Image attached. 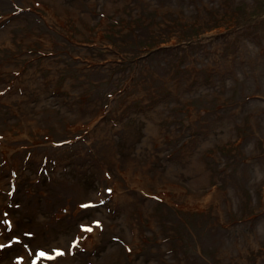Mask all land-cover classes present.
<instances>
[{
  "label": "rangeland",
  "instance_id": "rangeland-1",
  "mask_svg": "<svg viewBox=\"0 0 264 264\" xmlns=\"http://www.w3.org/2000/svg\"><path fill=\"white\" fill-rule=\"evenodd\" d=\"M0 245L264 264V0H0Z\"/></svg>",
  "mask_w": 264,
  "mask_h": 264
},
{
  "label": "snow or ice",
  "instance_id": "snow-or-ice-1",
  "mask_svg": "<svg viewBox=\"0 0 264 264\" xmlns=\"http://www.w3.org/2000/svg\"><path fill=\"white\" fill-rule=\"evenodd\" d=\"M107 191L111 192L112 189L109 188V189H107ZM101 202H103V201H101ZM91 206H93L91 201H89L87 204L81 205V207H84V208H88V207H91ZM93 223L99 226L100 221L99 220H95V221H93ZM80 228H81L82 231H87V232H91L92 231L91 226L88 225V224H81ZM28 235H31V233H29ZM14 239L18 240L19 238L16 237ZM78 239L79 238L71 240L70 246L71 247L77 246L78 245ZM116 239H118V238H116ZM2 246L3 245H0V247H2ZM64 253H65V249L62 248V247L53 248V249H51V252H47L43 248H39L36 251L35 258L32 260V264H38V261L40 259H42V258H47V259H50V260L55 259L58 256H63ZM17 259L18 260H22L23 257H18Z\"/></svg>",
  "mask_w": 264,
  "mask_h": 264
}]
</instances>
